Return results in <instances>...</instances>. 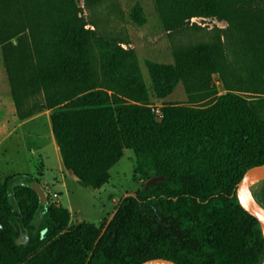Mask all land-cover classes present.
Here are the masks:
<instances>
[{
    "label": "trees",
    "instance_id": "1",
    "mask_svg": "<svg viewBox=\"0 0 264 264\" xmlns=\"http://www.w3.org/2000/svg\"><path fill=\"white\" fill-rule=\"evenodd\" d=\"M157 4L169 30L195 16L229 22L209 40L178 46L174 62L147 61L157 97L183 81L191 99L164 103L162 113L137 50L89 25L81 0H0V43L18 113L51 110L68 172L102 187L132 148L137 173L165 176L124 196L99 225L74 224L61 201L45 203L39 175H0V264H142L161 256L180 264L263 263L260 220L237 188L264 163V0ZM131 16L146 21L141 4ZM258 198L264 206V184Z\"/></svg>",
    "mask_w": 264,
    "mask_h": 264
},
{
    "label": "rangeland",
    "instance_id": "2",
    "mask_svg": "<svg viewBox=\"0 0 264 264\" xmlns=\"http://www.w3.org/2000/svg\"><path fill=\"white\" fill-rule=\"evenodd\" d=\"M137 4H141L146 13V21L143 23L135 21L131 16ZM81 5L84 7L83 13L89 25L96 27L100 33L114 36L124 41L125 46L137 50L151 101L157 108L167 102L190 103L191 99L183 81H180L168 96L157 97L154 94L153 79L147 61L152 59L159 62H174L175 49L178 46L209 40L219 31L216 28L229 26L228 21L217 17L195 16L185 27L169 30L158 10L157 0H102L92 6L81 0ZM214 78L220 93L224 92V82L220 74L215 73ZM1 102L5 104V111L17 106L3 61V46L0 43V105ZM206 102L201 100L196 103L202 105ZM3 116L5 118L4 113L0 114V174L6 176L15 172V169L23 168L39 175L41 183L47 189L49 199L61 201L70 208L74 224L83 220L103 224L106 219L112 218L124 196L136 193L153 177L136 172V153L134 149L126 148L125 155L112 167V177L108 183L99 188L84 185L66 169L45 116L35 123L25 125H19V120L13 116H9L8 120ZM1 120L6 122L3 123ZM32 128L35 129V133H31ZM10 129H14L13 134L4 138ZM37 148H41L42 157L34 150ZM42 163L45 166H42ZM263 184L262 180L252 188L257 196Z\"/></svg>",
    "mask_w": 264,
    "mask_h": 264
},
{
    "label": "water",
    "instance_id": "3",
    "mask_svg": "<svg viewBox=\"0 0 264 264\" xmlns=\"http://www.w3.org/2000/svg\"><path fill=\"white\" fill-rule=\"evenodd\" d=\"M263 177L264 179V163L256 164L252 167H250L246 173L244 174L243 178L238 183V196L240 199L241 204L251 213H253L255 216L258 217L260 220L263 232H264V206L259 201L258 196L255 194L253 189L251 188V183L256 177ZM164 175H155L152 178L148 180L146 183V186H149L150 184L157 182L161 179H163ZM35 188L39 192L42 200L45 203L49 202V194L47 192L46 187L41 183L37 182L35 184ZM142 264H180L179 262L167 258V257H156L146 260ZM264 264V260L263 263Z\"/></svg>",
    "mask_w": 264,
    "mask_h": 264
},
{
    "label": "crops",
    "instance_id": "4",
    "mask_svg": "<svg viewBox=\"0 0 264 264\" xmlns=\"http://www.w3.org/2000/svg\"><path fill=\"white\" fill-rule=\"evenodd\" d=\"M5 104L3 102H1V105H0V114L5 115V118L8 120V117L9 116H13L14 119H18L19 120V125H25V124H28V123H35L37 122L41 117L45 116L47 121V125L49 127V130L52 132V137L54 139V141L56 142V147H57V151L60 152V148H59V145L57 144V140H56V137H55V133H54V130H53V125H52V120H51V110L50 109H45V110H39V111H36L35 113H33L32 115L28 116V117H21L18 113V110H17V106H14L11 108L10 111H5ZM5 111V112H4ZM4 118V116H3ZM4 118V119H5ZM3 121V123H5L6 121L5 120H1V122ZM14 132V129H10L4 136V138L8 137L9 135H12ZM34 132L35 133V129L32 128V131L31 133ZM35 151H37L39 153V156L42 157V153H41V148H37V149H34ZM43 165L42 166H45L44 163H42ZM16 168H19V167H16ZM16 171L15 172H28L26 171L25 169L23 168H19V169H15ZM1 175V174H0ZM5 175V174H4Z\"/></svg>",
    "mask_w": 264,
    "mask_h": 264
},
{
    "label": "bare ground",
    "instance_id": "5",
    "mask_svg": "<svg viewBox=\"0 0 264 264\" xmlns=\"http://www.w3.org/2000/svg\"><path fill=\"white\" fill-rule=\"evenodd\" d=\"M262 180H263V177H261V176L256 177L251 183V188H254Z\"/></svg>",
    "mask_w": 264,
    "mask_h": 264
},
{
    "label": "built area",
    "instance_id": "6",
    "mask_svg": "<svg viewBox=\"0 0 264 264\" xmlns=\"http://www.w3.org/2000/svg\"><path fill=\"white\" fill-rule=\"evenodd\" d=\"M157 111H158L159 113H162L161 107H158V108H157Z\"/></svg>",
    "mask_w": 264,
    "mask_h": 264
}]
</instances>
